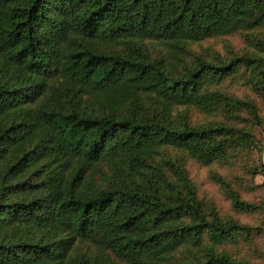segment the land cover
<instances>
[{"label": "trees", "instance_id": "1", "mask_svg": "<svg viewBox=\"0 0 264 264\" xmlns=\"http://www.w3.org/2000/svg\"><path fill=\"white\" fill-rule=\"evenodd\" d=\"M240 31H264V0H0V264H94L73 253L85 242L130 264H173L206 237L214 246L248 237L251 227L207 214L186 160L234 161L254 135L194 124L188 110H248L258 120L253 101L213 88L247 74L264 94V34L258 54L196 55L174 72L134 55L138 47L112 48L155 39L179 54ZM55 80L70 85L49 89ZM176 107L186 108L181 120ZM105 159L118 163L96 186ZM212 178L236 209L255 208L225 177ZM183 264L239 263L209 247Z\"/></svg>", "mask_w": 264, "mask_h": 264}, {"label": "rangeland", "instance_id": "2", "mask_svg": "<svg viewBox=\"0 0 264 264\" xmlns=\"http://www.w3.org/2000/svg\"><path fill=\"white\" fill-rule=\"evenodd\" d=\"M263 34L264 31L253 32L249 35L240 31L232 35L207 38L201 42H189L187 44L189 51H183L179 54L173 51L168 42L155 39H134L127 43H122V40H119L113 43L112 48L124 50L126 46L138 47L137 50L133 51L134 55L152 60L163 59L170 69L169 72H174L185 69V65L189 64L191 58L196 55L210 60L222 59L228 61L236 55L258 54L259 39ZM191 63L193 64V62ZM246 75L244 74L242 77L231 75L220 85L218 84L219 86H214L213 89L216 88L244 101H253L258 107V120H254L248 110L239 112L238 116L236 109H229L232 112L204 113L193 107L188 110V114L194 124L204 125L218 121V123L223 122L231 127L248 128L254 135V142L248 149L237 153L235 160L231 162L220 160V162L216 161L213 164L204 165L195 159L188 158L186 163L190 177L197 187L199 197L206 207L207 214L211 216L213 212H216L224 220L233 219L240 224L247 225L251 227V233L246 238L242 235H236L234 240L222 243L219 246H214L207 237L199 248L190 245L183 246L171 255L173 264L193 262L196 257H203L209 247H214L216 252L227 253L239 264H264V233L261 234L260 232L264 219V169H262V165H264V94L263 91L255 88L247 80ZM74 84L77 88H80L79 84L72 83V85ZM69 85L70 82L55 80L49 86V89H63L69 87ZM82 96L83 99H86L88 95ZM64 102L66 103V101ZM81 106L89 114L100 110V108H93L91 105L86 106V103L81 104ZM185 109L184 107H176L173 110L174 117L181 120V115ZM234 112L237 113V117L233 116ZM94 113L101 114L102 111ZM176 153V150L171 151L172 155ZM39 163H44V161ZM100 163V169L96 176V186H102V181L105 182L107 174L114 167L112 163H118V161L105 159ZM213 173L225 177L242 199L254 205L255 208L251 211L236 209L225 188L212 178ZM81 251L87 252L94 264H130L119 259L111 251H106L86 242L78 243L73 253L77 255Z\"/></svg>", "mask_w": 264, "mask_h": 264}]
</instances>
